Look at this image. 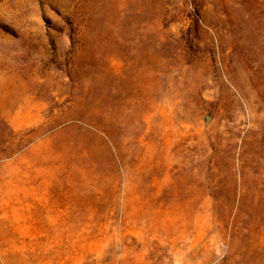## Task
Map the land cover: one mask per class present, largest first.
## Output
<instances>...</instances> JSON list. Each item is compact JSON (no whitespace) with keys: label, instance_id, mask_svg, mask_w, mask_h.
<instances>
[{"label":"rangeland","instance_id":"obj_1","mask_svg":"<svg viewBox=\"0 0 264 264\" xmlns=\"http://www.w3.org/2000/svg\"><path fill=\"white\" fill-rule=\"evenodd\" d=\"M0 264H264V0H0Z\"/></svg>","mask_w":264,"mask_h":264}]
</instances>
